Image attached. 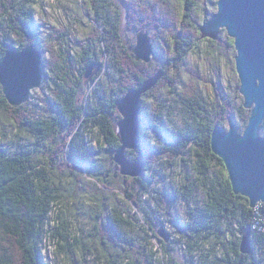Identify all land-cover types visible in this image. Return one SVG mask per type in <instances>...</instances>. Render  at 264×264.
Instances as JSON below:
<instances>
[{"label":"trees","instance_id":"trees-1","mask_svg":"<svg viewBox=\"0 0 264 264\" xmlns=\"http://www.w3.org/2000/svg\"><path fill=\"white\" fill-rule=\"evenodd\" d=\"M117 1L86 0L84 10L92 24L83 39L75 38L68 29L62 33L55 29L59 33L57 43H67V49L58 62L51 61L55 87L53 98L41 99L43 112L29 104L10 105L0 83V116L11 121L15 130L13 139L0 143V264H179L168 245L158 238L151 204L153 191L159 194L153 189L159 182L154 180L156 164L168 163L172 168L176 159L186 161L187 156L195 162V175L184 176L187 193H162L168 203L163 206L160 224L183 227L190 264H215L203 253L212 241L226 249L224 264H264V204L252 208L249 199L234 193L224 162L211 148L216 127H224L230 117L237 116L243 133L251 113L229 97L209 102L201 95H184V100L194 103L193 122L178 129L175 138L152 145L146 131L161 133L167 111V101L156 90L170 83L171 98L177 95L178 73L196 43L191 41L177 59H167L163 66L137 61L132 41L124 38L117 25L121 16L120 9H113ZM119 1L126 3L123 7L134 18L131 12L137 11L131 6L133 0ZM184 1L187 10L194 3L192 8L195 5L197 12L207 11L202 6L205 1L200 0L199 7L195 0ZM35 2L0 0V61L10 48L23 50L34 45L45 54L34 17ZM110 10L116 14L113 21ZM141 28L148 29L147 25ZM226 45L235 49L233 40ZM91 66L95 70L101 67L93 80L98 79V85L91 101L83 102L80 96L85 89V73ZM163 69L166 76L141 99L139 147L127 151L129 160L144 163L142 174L137 178L123 176L114 161L121 146L118 102ZM168 73H173V81ZM239 88L240 84L237 93ZM83 199L92 210L93 233L77 237L72 229L79 208L73 201ZM180 203L188 208L194 204L189 222L184 224L174 211ZM51 223L54 227L49 228ZM247 232L253 251L244 255L240 247ZM47 238L57 246L53 259L47 253ZM154 238L162 243L167 261L154 250ZM196 252L201 261L195 262Z\"/></svg>","mask_w":264,"mask_h":264},{"label":"rangeland","instance_id":"rangeland-1","mask_svg":"<svg viewBox=\"0 0 264 264\" xmlns=\"http://www.w3.org/2000/svg\"><path fill=\"white\" fill-rule=\"evenodd\" d=\"M202 1H205V4L200 3V0H195V4L196 6L198 5V7L202 4V6L207 8V11H201L199 13L195 5L194 8H192L194 3L188 5L187 10V4L184 0H133L131 6L133 9L135 8L137 12L135 13L134 10L131 12L133 14L131 16L134 17L132 19L130 18L129 12L123 7L126 3H121V1L118 0L116 2L117 4L113 7V9H120L121 16L120 20H117V25L123 32L124 38L128 41H132L134 45L132 50L133 54L138 44L139 34L142 32L148 34L153 48V55L149 63L154 62L156 66H163L167 59H177L178 54H182L186 45L193 43L191 41L196 43V45L188 51L183 68L178 73L179 84L177 95L171 98L170 91H172V87L170 83H165L164 86H159L156 90V94L160 95V97L164 99L163 101H167V103H165L167 104V111L164 116V129L161 133H154L151 130L146 131L152 145L159 146L162 145L164 140L175 138L178 129L193 122L191 105L194 103L184 100L187 97L201 95L209 102L217 98L229 97L233 99L236 106L244 104V98L240 94V91L238 90L237 93V88L240 84L239 75L236 70L237 52L236 49L226 45V42L233 39L228 36L225 30H222L219 40H212L213 42H219V45H212L207 41L211 39L202 38L200 33V27L205 23L206 18L211 17L218 11L219 0ZM35 3L33 9L35 21L38 25V33L41 37L40 46L42 49H46V52L45 54L42 53V85L40 88H36L32 91L26 104L32 106L39 113L43 112L42 108H44L41 99L48 97L53 98L52 88L55 87L53 83L55 72L53 69L55 67L51 64V61L52 63L58 62L67 49V43H57L58 41L55 37L59 36V33H57L55 29L59 30L60 33L68 29L73 32L75 38L83 39L89 32V26L92 22L87 12L84 10L86 0H36ZM148 11L152 12V15H149ZM109 12L110 21H113L116 14L114 10H110ZM165 22L170 25L167 27ZM145 25H147L148 29L141 28ZM175 43L176 47L174 48ZM72 46H74V49ZM70 48L73 55L76 54L73 42H71ZM79 52H82V50L79 49ZM140 62L146 63L144 61ZM45 65L46 67H44ZM100 70L101 67L97 70H95V68L92 70L95 73L97 72L94 77L98 75ZM160 72H163L164 75L150 91L155 89L166 76V71L164 69L159 71V73ZM168 77H170V81H173V73H168ZM93 80L86 84L85 79V89L80 96L83 102L91 101L92 99V93L98 85V79L95 80L96 82H93ZM152 104L153 101L151 100L149 105L151 106ZM232 119L238 126V117L236 116V118ZM224 128L227 130L229 129V119L228 124H226ZM14 133L15 130L12 122L6 117L0 116V143H5L11 138L13 139ZM2 135H6L7 139ZM26 135L30 134L27 133ZM260 135L264 137V125L260 131ZM174 163L172 168L168 166V163L163 165L156 164V175L154 180H158L159 182L154 185L153 189H155V191L157 190L159 194L153 191L152 196L154 197L151 208L154 210V213H152L153 217L157 221L158 238L163 240L164 244L168 245L167 248L170 249L171 254L179 264H190V247L188 246V237L184 238L183 227L177 228L168 223L162 225L159 222L163 220V214L165 212L163 206L168 203L162 193L165 191H173L179 195L187 193V189L184 190L183 188V185L187 183L184 180V176L188 175L193 178L195 175V162L190 159V156H187L186 161L176 159ZM200 195L201 194H199V196ZM84 200L85 199L82 201H73V204L79 208V218L73 221L74 226L72 229L73 235L77 237L82 235L88 237L90 233H93L90 224L92 210L89 208V202ZM161 200H163L164 203ZM81 202H83L84 205H82ZM193 206L194 204L191 203L190 208H188L185 203H180L177 208L174 209L183 224L189 222V211ZM64 211H66V208ZM53 224L54 223H51L49 228L54 227ZM161 231L169 236L168 241H165L160 236L159 232ZM236 237H238V235ZM152 243L154 250L159 253V258L162 259L164 256V260L167 261L168 258L163 253L162 243L156 238L152 240ZM215 243V241H212L211 244L205 246L203 253L204 255H209V260L215 264H224L222 259L226 256L227 251L221 246H216ZM46 246L50 259H53V253L57 247L55 241L47 238ZM195 255L197 257L195 262L198 260L201 261L202 256H199L200 253L196 252Z\"/></svg>","mask_w":264,"mask_h":264},{"label":"water","instance_id":"water-1","mask_svg":"<svg viewBox=\"0 0 264 264\" xmlns=\"http://www.w3.org/2000/svg\"><path fill=\"white\" fill-rule=\"evenodd\" d=\"M222 30L234 40L239 91L244 98V109L251 115L243 133L232 118H229L228 130L216 127L212 133L211 148L224 162L234 193L249 199L251 207L256 208L264 204V137L260 135L264 125V0H219L218 11L200 27V33L202 38L218 41ZM134 54L137 61H151L153 48L147 33L139 34ZM25 56L37 62L38 76L30 82V86L14 87L11 82H6L7 78H0L4 94L14 107L26 104L32 91L42 85L43 55L33 45L23 50L10 48L1 61ZM93 69L91 66L85 73L86 84L97 73ZM163 75L160 72L141 88L131 89L118 102L122 120L118 124L117 135L121 146L115 153L114 161L123 176L137 178L142 174L144 163L129 160L127 151L139 147L142 96L154 88ZM159 234L168 241L167 234L162 231ZM240 250L244 255L252 253L250 232L243 236Z\"/></svg>","mask_w":264,"mask_h":264},{"label":"snow or ice","instance_id":"snow-or-ice-1","mask_svg":"<svg viewBox=\"0 0 264 264\" xmlns=\"http://www.w3.org/2000/svg\"><path fill=\"white\" fill-rule=\"evenodd\" d=\"M37 62L30 57H16L0 65V78H7L14 87L30 86V82L38 76Z\"/></svg>","mask_w":264,"mask_h":264},{"label":"clouds","instance_id":"clouds-1","mask_svg":"<svg viewBox=\"0 0 264 264\" xmlns=\"http://www.w3.org/2000/svg\"><path fill=\"white\" fill-rule=\"evenodd\" d=\"M5 62L4 61H0V65H3Z\"/></svg>","mask_w":264,"mask_h":264},{"label":"bare ground","instance_id":"bare-ground-1","mask_svg":"<svg viewBox=\"0 0 264 264\" xmlns=\"http://www.w3.org/2000/svg\"><path fill=\"white\" fill-rule=\"evenodd\" d=\"M197 114V113H196Z\"/></svg>","mask_w":264,"mask_h":264}]
</instances>
